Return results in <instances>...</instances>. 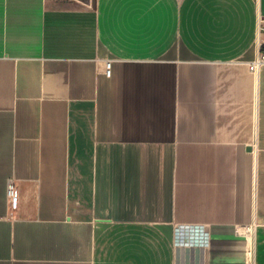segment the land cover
<instances>
[{"label":"crops","instance_id":"0c3cea01","mask_svg":"<svg viewBox=\"0 0 264 264\" xmlns=\"http://www.w3.org/2000/svg\"><path fill=\"white\" fill-rule=\"evenodd\" d=\"M0 264H264V0H0Z\"/></svg>","mask_w":264,"mask_h":264},{"label":"built area","instance_id":"2783aa9c","mask_svg":"<svg viewBox=\"0 0 264 264\" xmlns=\"http://www.w3.org/2000/svg\"><path fill=\"white\" fill-rule=\"evenodd\" d=\"M262 60L263 59H261V60L259 59L257 62H254L253 65H252V68L255 69L256 67H258V65L261 63ZM110 64L111 63L108 62V67L110 66ZM9 195L12 198H16L17 197V192L15 191L13 184H11L10 187H9Z\"/></svg>","mask_w":264,"mask_h":264}]
</instances>
